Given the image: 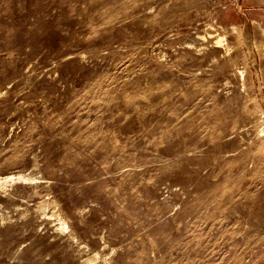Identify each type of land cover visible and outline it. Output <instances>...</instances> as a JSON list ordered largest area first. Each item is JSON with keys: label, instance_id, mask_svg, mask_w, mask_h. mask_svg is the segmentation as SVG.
<instances>
[{"label": "rangeland", "instance_id": "rangeland-1", "mask_svg": "<svg viewBox=\"0 0 264 264\" xmlns=\"http://www.w3.org/2000/svg\"><path fill=\"white\" fill-rule=\"evenodd\" d=\"M0 264H264V0H0Z\"/></svg>", "mask_w": 264, "mask_h": 264}, {"label": "bare ground", "instance_id": "bare-ground-1", "mask_svg": "<svg viewBox=\"0 0 264 264\" xmlns=\"http://www.w3.org/2000/svg\"><path fill=\"white\" fill-rule=\"evenodd\" d=\"M126 84H127V83H126ZM131 84H132V83H131ZM130 87H131V86H130ZM133 88H134V86H133ZM117 89H118V88H117ZM124 89H125V88H124ZM136 89H137V88H136ZM126 90H127V89H126ZM134 91H136V90H134ZM122 95H123V94H122ZM120 96H121V94H120ZM124 101H125V100H124ZM124 101H122V102H124ZM128 101H129V100H127L126 102H128ZM126 102H125V104H127ZM130 102H131V101H130ZM112 103H113V102H112ZM120 103H121V102H120ZM135 103H136V101H135ZM121 104H123V103H121ZM121 104H120V105H121ZM112 105H113V104H111V106H112ZM123 105H124V104H123ZM130 106H131V105H130ZM134 106H136V105H134ZM121 107H122V106H121ZM136 107H137V106H136ZM119 108H120V106H119ZM122 108H123V107H122ZM122 108H121V109H122ZM124 108H125V107H124ZM127 108H129V106H128ZM130 108H131V109H134V108H132V107H130ZM117 109H118V107H117ZM125 109H126V108H125ZM109 110H110V109H109ZM112 110H113V109H112ZM112 110H111V111H112ZM115 110H116V109H115ZM124 111H125V110H124ZM131 111H132V110H131ZM133 111H134V110H133Z\"/></svg>", "mask_w": 264, "mask_h": 264}]
</instances>
